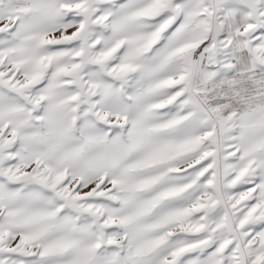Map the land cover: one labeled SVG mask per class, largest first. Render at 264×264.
Masks as SVG:
<instances>
[{"label":"snow or ice","instance_id":"6c2138e0","mask_svg":"<svg viewBox=\"0 0 264 264\" xmlns=\"http://www.w3.org/2000/svg\"><path fill=\"white\" fill-rule=\"evenodd\" d=\"M0 264H264V0H0Z\"/></svg>","mask_w":264,"mask_h":264}]
</instances>
